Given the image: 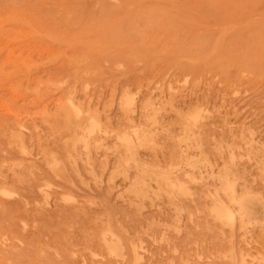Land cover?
I'll use <instances>...</instances> for the list:
<instances>
[{
  "label": "rangeland",
  "instance_id": "rangeland-1",
  "mask_svg": "<svg viewBox=\"0 0 264 264\" xmlns=\"http://www.w3.org/2000/svg\"><path fill=\"white\" fill-rule=\"evenodd\" d=\"M153 1L0 0V264H264V0Z\"/></svg>",
  "mask_w": 264,
  "mask_h": 264
},
{
  "label": "bare ground",
  "instance_id": "bare-ground-1",
  "mask_svg": "<svg viewBox=\"0 0 264 264\" xmlns=\"http://www.w3.org/2000/svg\"><path fill=\"white\" fill-rule=\"evenodd\" d=\"M14 1H15V0H14ZM127 1H128V0H127ZM151 1H153V0H150V2H151ZM19 2H20V1H19ZM130 2H131V1H130ZM130 2H129V3H130ZM139 2H140V0H139ZM139 2H138V3H139ZM150 2H149V3H150ZM154 2H155V1H153L152 4H154ZM12 3H13V2H12ZM12 3H11V4H12ZM14 3H15V2H14ZM131 3H132V2H131ZM136 3H137V1H136ZM149 3H148V4H149ZM22 4H23V3H22ZM156 4H157V2H156ZM158 4H160V3H158ZM16 5H17V4H16ZM129 5H130V7L132 6V4H129ZM129 5H127L126 7H128ZM14 6H15V5H14ZM97 6H98V5H97ZM135 6H137V8H138V5H137V4H136ZM139 7H140V5H139ZM146 7H147V6H146ZM19 8H20V7H19ZM135 8H136V7H135ZM15 9H16V8H15ZM25 9H26V7H25ZM145 9H146V8H145ZM150 9H151V8H150ZM152 9H153V8H152ZM10 10H13V7H12V9L10 8L9 11H10ZM20 10H21V9H20ZM20 10H17V12L20 11ZM14 12H15V11H14ZM20 13H21V12H20ZM14 15H15V14H14ZM22 15H23V14H22ZM24 16H25V14H24ZM68 16H69V14H68ZM14 17H15V16H14ZM14 17H12V20H13ZM17 17H18L19 19H21L19 16H17ZM21 17H22V16H21ZM16 19H17V18H16ZM23 19L26 20V18H24V17H23ZM24 20H23L22 23L25 22ZM15 21H17V20H15ZM15 21H14V22H15ZM65 21H66V20H65ZM18 23H21V22L19 21ZM16 24H17V22H16ZM86 24H87V23H86ZM23 25H24V24H23ZM16 26H17V25H16ZM18 26H19V25H18ZM18 26H17V27H18ZM88 26H89V25H88ZM27 27H28V26H27ZM23 29H24V28H22L21 30H23ZM18 30H19V29H18ZM18 30H17V29H16V30L13 29V31H15V32L18 31ZM15 32H14V33H15ZM16 34H17V33H16ZM18 35H19V34H18ZM15 36L17 37V35H15ZM21 37H22V36H21ZM49 38H50V37H49ZM53 40H54V39H53ZM62 40H63V39H62ZM12 41H14V40H12ZM64 41H65V39H64ZM51 42H52V41H51ZM74 42H75V41H74ZM89 44H90V43H89ZM98 46H99V45H98ZM11 51H12V52H15V51H13V50H11ZM9 52H10V51H9ZM15 54H16V53H15ZM190 54H193V53H191V51H190L189 56H190ZM10 55H12V54H10ZM80 55H81V54H80ZM82 55H84V52H83ZM12 56H14V55H12ZM76 56H78V55H76ZM71 57H72V56H71ZM71 57H70V58H71ZM74 57H75V56H74ZM191 57H192V56H191ZM75 58H77V57H75ZM85 58H87V57H85ZM189 58H190V57H189ZM192 58H193V57H192ZM8 59H9V58H8ZM68 59H69V58H68ZM80 59H81V58H80ZM80 59L77 58V62H78V60H80ZM87 59H88V58H87ZM190 59H191V58H190ZM196 59H199V58H196ZM72 60H73V59H72ZM74 60H75V63H76V59H74ZM194 60H195V59H194ZM80 61H81V60H80ZM191 61H193V59H192ZM82 62H85V61H82ZM82 62H81V63H82ZM104 62H105V61H104ZM67 63H71V62H67ZM85 64H86V63H85ZM85 64H83V66H86ZM88 64H89V63H88ZM14 65H15V64H14ZM16 65H18V64L16 63ZM77 65L79 66V63H78ZM77 65H76V69L78 68ZM73 66H74V65H73ZM31 67H32V66H31ZM81 68H82V66H81ZM84 68H85V67H84ZM119 68H120V67H119ZM74 69H75V68H74ZM15 70H16V69H15ZM81 70H84V69L82 68ZM85 70H86V69H85ZM85 70H84V71H85ZM75 71H76V70H75ZM92 74H93V73H92ZM94 75H95V74H94ZM74 76H75V75H74ZM76 77H77V76H76ZM76 77H75V79H76ZM69 79H70V78H69ZM61 81H62V80H61ZM76 81H77V80H75V82H76ZM65 82H66V81H65ZM68 82H69V81H68ZM40 83H41V82H40ZM61 83H62V82H61ZM37 84L40 85L39 83H37ZM37 84H36V85H37ZM58 84L60 85V83H58ZM41 85H42V84H41ZM63 85H64V84H63ZM85 85H86V84H85ZM53 86H54V85H53ZM38 87H39V86H38ZM68 87H69V86H68ZM73 87H75V86L73 85ZM70 88H71V86H70ZM40 89H41V88H40ZM46 89H47V88H46ZM71 89H72V88H71ZM86 89H88V86H87V88H85V90H86ZM44 90H45V89H44ZM44 90H43L42 92H41V90H39V91H40L41 93H44ZM73 91H75L74 88H73ZM40 92H39V93H40ZM46 92H47V91H46ZM69 92H70V91H69ZM69 92H68V93H69ZM125 92H126V91H125ZM37 93H38V91H37ZM39 93H38V94H39ZM72 93H73V92H72ZM75 94H76V93H75ZM42 95H43V94H42ZM67 95H69V94H67ZM126 95H127V94H126ZM72 96H73V95H72ZM127 96H128V95H127ZM70 97H71V96H70ZM123 97H125V95H124ZM62 98L64 99L63 96H62ZM75 98H77V97H75ZM130 98H131V97H130ZM130 98H129V99H130ZM69 99H71V98H69ZM69 99H68V100H69ZM89 99H90V98H89ZM125 99H127V98L125 97ZM61 100H62V99H61ZM66 100H67V99H66ZM66 100L64 101V103L66 102ZM70 101H71V100H70ZM122 101H123V100H122ZM122 101H120V103H121ZM128 101H131V100H128ZM128 101L126 100V102H128ZM126 102L124 101L123 103H126ZM67 103H68V101H67ZM77 103H78V102H77ZM79 103H80V102H79ZM150 103H151V102H150ZM68 104H69V103H68ZM128 104H131V103L129 102ZM128 104H125L124 106H126V105L128 106ZM148 104H149V103H148ZM57 105H58V104H57ZM61 105H62V104H61ZM121 105H122V104H121ZM142 106H143V105H142ZM148 106H149V105H148ZM148 106H147V107H148ZM152 107H153V106H152ZM60 108H61V106H60ZM60 108H59V110H60ZM70 108L72 109V110H71V113L74 115V118L79 117V115H80V113H81L82 111H81L80 109H77V108L74 106V104H72V102H71V104L68 105V107H67L66 109L68 110V109H70ZM129 108H130V107H129ZM129 108H128V109L126 108L127 111L130 110ZM149 108H150V107H149ZM17 109H19V108H17ZM20 109H21V108H20ZM126 109H125V112H126ZM144 109H146V107H145ZM155 109H156V108H155ZM155 109H154V107H153L152 112L155 113V111H153V110H155ZM157 109H158V108H157ZM46 110H47V109H46ZM59 110H58V111H59ZM122 110H123V109H122ZM141 110H143V109H141ZM150 110H151V109H150ZM150 110H148V112H149ZM56 111H57V110H56ZM65 111H66V110H65ZM80 111H81V112H80ZM143 111H144V110H143ZM144 112H145V111H144ZM178 112H179V111H178ZM126 113H127V112H126ZM154 113H153V115H154ZM58 114H59V113L54 114L55 117L59 116ZM66 114H67V113H66ZM150 114H151V113H150ZM157 114H158V113L156 112L155 115H157ZM67 115H70V111H69V113H68ZM67 115H66V117H67ZM141 115H142V113H141ZM148 115H149V114H148ZM151 115H152V114H151ZM151 115H149V116H151ZM155 115H154V116H151L152 118L154 117L153 119H150L149 117H147V118H149V119H147V120H148V121H151V120L156 121L155 123L158 125L157 120H155V119H156V118H155V117H156ZM18 116H19V115H18ZM89 116H90V115H89ZM59 117H61V115H60ZM158 117H159V116H157V118H158ZM18 118H19V117H18ZM67 118H68V117H67ZM67 118H66V119H67ZM72 118H73V117H72ZM72 118H71V119H72ZM91 118H92V117H91ZM56 119H57V118H56ZM61 119H62V118H61ZM63 119H65V118L63 117ZM67 120H68V119H67ZM69 120H70V119H69ZM130 120H131V119H130ZM130 120H129V121H130ZM184 120H186V119H184ZM189 120H190V119H189ZM193 120H194V119H193ZM193 120H191V121H193ZM55 121H56V120H55ZM57 121H58V120H57ZM61 121H62V120H61ZM88 121H89V117H88V119H87V122H88ZM127 121H128V120H127ZM129 121H128V122H129ZM148 121H147V122H148ZM58 122H59V121H58ZM66 122H67V121L65 120V124H66ZM131 122H133V121H131ZM189 122H190V121H189ZM194 122H195V121H194ZM60 123H61V122H60ZM153 123H154V122H153ZM187 123H188V122H187ZM69 124H70V123H69ZM75 124H76V123H75ZM75 124H74V125H75ZM176 124H177V122H176ZM182 124H183V123H182ZM150 125H151V123H150ZM152 125H155V124H152ZM184 125L186 126L187 124L185 123ZM184 125H183V127H184ZM191 125H193V124H191ZM198 125H199V123H198ZM19 126H20V125H19ZM19 126H18V127H19ZM50 126H51V125H50ZM63 126H64V128H66L65 125H63ZM63 126H62V127H63ZM76 126L78 127V124H77ZM135 126H136V125H135ZM135 126H134V127H135ZM148 126H149V125H148ZM173 126H174V125H173ZM52 127H53V126H52ZM52 127H51V128H52ZM68 127H69V126H68ZM144 127L147 128L146 124H145ZM149 127H150V126H149ZM186 127L188 128V126H186ZM186 127H185V128H186ZM129 128H130V127H129ZM131 128L133 129L132 132H131V136L126 135V134H125L126 136H125V135H124V136H120V135H118V136H119V142L121 141L122 145H123L124 148H125V151H126L127 154H128V157H127L126 161H128V159H130V160H133V161H135V162L137 163V160H138V159H136V150H137V148H139V147L141 148V147H143V146H147V145H151V144H153L154 142H153V137H152V136H153V133L156 132V131L154 130V132H151L152 130L149 131V130H147V129H146V130H144V129H143V130H141V129H140V130H138V129L136 130L135 128H133V126H131ZM139 128H140V127H139ZM185 128L183 129L184 132H186L185 130L187 129V128H186V129H185ZM55 129L57 130V128H55ZM98 129H100L99 122H98L97 120H95L94 118L90 119V130L88 131V135H86V137H85L84 135H82V136H84V137H82V140L80 141V142L83 143V147H87L88 145H90V140H88L87 137L90 135V133H92V132H94L95 130H98ZM106 129H107V128H105L104 130H106ZM110 129H111V128H110ZM110 129H109V130H110ZM127 129H128V128H127ZM72 130H73V129H72ZM84 130H85V129H84ZM125 130H126V129H125ZM166 130H167V129H166ZM189 130H190V129H189ZM7 131H8V130H7ZM10 131H11V130H10ZM58 131H59V130H58ZM75 131H76V130H75ZM75 131H74V133H75ZM117 131H118V130H117ZM2 132H3V131H2ZM68 132H69V131H68ZM82 132H83V131H82ZM182 132H183V131H182ZM7 133H8V132H7ZM101 133H102V132H101ZM110 133H111V132H110ZM123 133H124V132H123ZM126 133H127V132H126ZM129 133H130V132H129ZM129 133H127V134H129ZM62 134H63V133H62ZM67 134H68V133H67ZM80 134H81V133H80ZM84 134H85V133H84ZM115 134H116V133H115ZM121 134H122V133H121ZM187 134H188V132H187ZM192 134H193V133H192ZM106 135H107V134H106ZM109 135H110V134H109ZM185 135H186V133H185ZM196 135H197V133H196ZM63 136H64V135H63ZM76 136H77V139L79 140L78 135H75V136H73V137H76ZM118 136H117V137H118ZM155 136H156V134H155ZM187 136H188V135H187ZM193 136H195V135H193ZM193 136L191 135V137H193ZM251 136H252V135H251ZM156 137H157V136H156ZM156 137H155V138H156ZM69 138H71V135H70ZM63 139H64V138H63ZM66 139H67V137H66ZM183 139L186 140L187 137L185 136V138H183ZM196 139H197V138H196ZM64 140H65V139H64ZM117 140H118V139H117ZM188 140H189V139H188ZM198 140H199V139H198ZM76 141H77L76 138H74L73 142L75 143ZM155 141H156V140H155ZM191 141H192V140H191ZM195 141H196V140L194 139V142H195ZM252 141H253V140H252ZM80 142H79V143H80ZM98 142H99V141H98ZM152 142H153V143H152ZM183 142H184V141L180 142L179 144H181V143H183ZM196 142H197V141H196ZM199 142H200V141H199ZM82 143H81V144H82ZM155 143H157V142H155ZM184 143H185V142H184ZM66 144H67V143H66ZM197 144H198V143H197ZM181 145H182V144H181ZM190 145H191V144H190ZM64 146H65V145H64ZM187 146H188V145L186 144V147H187ZM195 146H197V145H195ZM83 147H82V148H83ZM150 147L152 148V146H150ZM154 147H156V144H155ZM197 147H198V146H197ZM199 147H200V144H199ZM173 148H174V147H173ZM180 148H181V147H180ZM143 150H144V149H143ZM152 150H154V149L152 148ZM21 151H22V149H21ZM23 151H25V150L23 149ZM73 151H74V150H73ZM182 151H183V150H182ZM92 152H93V151H92ZM139 153H140V152H139ZM182 153H183V152H182ZM182 153H181V154H182ZM186 153H187V152H186ZM186 153H185V154H186ZM23 154H25V153H23ZM49 154H50V153H49ZM51 154H52V153H51ZM85 154H86V153H85ZM231 154H232V153H231ZM169 155H170V154H169ZM175 155H176V154H175V152H174V156H175ZM177 155H178V154H177ZM177 155H176V157H177ZM50 156H51V155H50ZM86 156H87V155H86ZM120 156H122V155H120ZM124 156H125V155H124ZM179 156H181V155L179 154ZM179 156H178V158H180ZM44 157H45V156H44ZM52 157H54V156L52 155ZM52 157H51V158H52ZM185 157H187V156H185ZM181 158H182V157H181ZM183 158H184V157H183ZM121 159L124 160V157L121 158ZM184 159H185V158H184ZM189 159H190V158H189ZM123 160H122V162H123ZM175 160H177V159H175ZM179 160H180V159H179ZM185 160H188V159L186 158ZM52 161H53V160H52ZM69 161H70V160H69ZM126 161H125V162H126ZM140 161H141V160H140ZM180 161H181V160H180ZM190 161H191V160H190ZM190 161H189V162H190ZM204 161H205V159L203 160V162H204ZM187 162H188V161H187ZM206 162H207V161H206ZM206 162H205V163H206ZM120 163H121V162H120ZM180 163H182V162H180ZM198 163H199V162H197V164H198ZM13 164H15V163H13ZM49 164H50V163H49ZM51 164H53V163H51ZM133 164H135V163L133 162ZM175 164H176V163H175ZM178 164H179V163H178ZM178 164H177V165H178ZM53 165H54V164H53ZM53 165H52V167H55V166H53ZM88 165H89V164H88ZM128 165H130V164H129V161H128ZM137 165H138V164H137ZM184 165H185V164H184ZM188 165H189V164H187V165H185V166H188ZM47 166H48V165H47ZM122 166H123V165H122ZM143 166H144V165H143ZM205 166H207V165L204 164V167H205ZM11 167H12V166H11ZM17 167H18V166H17ZM59 167H60V166H59ZM123 167H124V166H123ZM141 167H142V166H141ZM153 167H155V166H153ZM158 167H159V166H158ZM170 167H171V166H170ZM180 167H181V166H180ZM189 167H192V166H189ZM48 168L51 169V167H48ZM118 168H119V167H118ZM155 168H156V167H155ZM168 168H169V167H168ZM173 168H174V167H173ZM209 168H210V167H209ZM88 169H89V168H88ZM136 169H137V168H136ZM54 170H56V169H54ZM86 170H87V169H86ZM138 170H139V169H138ZM163 170L165 171V169H163ZM168 170L170 171V169H168ZM168 170H167V171H168ZM180 170H182V169H180ZM180 170H179V171H180ZM227 170H228V169H227ZM52 171H53V170H52ZM142 171H143V173H146V174H148L147 172H149V173H150V175H149L150 177H151V176H158V177H159V175H160L159 178H160V179L163 178L162 180H163V183H164V184H168V186H169L170 188H172V189H174V186H175V187L177 186V188H179L178 183H177V184L175 183V185H174L171 181L168 180L169 175H168L167 173H166V174H167L168 176H164V175L160 174V173H165V172L155 173V172H156L155 170L152 171V170L145 169V168H143V169L141 170V172H142ZM167 171H166V172H167ZM174 171H175V170H174ZM176 171H177V170H176ZM183 171H184V170H183ZM230 171H231V170H230ZM57 172H58V171H57ZM139 172H140V171H139ZM185 172H186V171H185ZM230 173H231V172H230ZM140 174H141V173H140ZM169 174H170V173H169ZM54 175H55V174H54ZM171 175H172V174H171ZM223 175H224V174H223ZM56 176H57V175H56ZM147 176H148V175H147ZM174 176H175V175H174ZM226 176H227V173H226ZM57 177H58V176H57ZM183 177H186V176H183ZM218 177H219V176H218ZM222 177H223V176H222ZM222 177H221L220 179H222ZM19 178H20V177H19ZM135 178H138V177H135ZM139 178H141V177H139ZM175 178H176V177H175ZM20 179H21V178H20ZM151 179H152V177H151ZM151 179H150V180H151ZM190 179H191V178H190ZM22 180H23V179H22ZM135 180H138V179H135ZM154 180H156V178H154ZM180 180L183 181V180L181 179V177H180ZM186 180H187V179H186ZM222 180H224V179H222ZM18 181H19V180H18ZM138 181H139V180H138ZM146 181H147V180H146ZM157 181H159V180H157ZM234 181H236V179H235ZM19 182H21V181H19ZM152 182H153V181H152ZM179 182H180V181H179ZM184 182H185V181H184ZM225 182H227V181L225 180ZM154 183L156 184V182H154ZM222 183H224V181H223ZM148 184H149V183H148ZM159 184H160V183L158 182L157 185H159ZM185 184H186V182H185ZM138 185H139V182H138ZM140 185H141V184H140ZM146 185H147V184H146ZM151 185H152V184H151ZM160 185H161V184H160ZM183 185H184V184H183ZM183 185H182V187H183ZM220 185H221V184H220ZM224 185H225V184H224ZM45 186H46V185H45ZM149 186H150V185H149ZM163 186H166V185H163ZM163 186H162V187H163ZM180 186H181V185H180ZM157 187H158V186H156L155 189H156ZM220 187H221V186H220ZM1 188H3V187H1ZM38 188H40V186H39ZM38 188H36V189H38ZM41 188H42V187H41ZM43 188H44V187H43ZM151 188H152V187H151ZM159 188H160V186L158 187V189H159ZM167 188H168V187H167ZM177 188H176V190H177ZM218 188H219V187H218ZM221 188H222V187H221ZM160 189H161V188H160ZM160 189H159V191H160ZM172 189H171V190H172ZM225 189H226V190H227V189L229 190V189H231V188L228 187V188H225ZM0 190H2V189H0ZM150 190H151V189H150ZM152 190H154V189H152ZM156 190H157V189H156ZM162 190H163V188H162ZM162 190H161V191H162ZM164 190H165V189H164ZM218 190H219V189H218ZM218 190H217V191H218ZM221 190H222L223 192H225V194H228V196H229V198H230V200H231L232 202L235 200V197H238V196H235V197H234L233 192H232V191H233L232 189H231L232 191L230 190L231 192H229V193H227V192L224 191L223 189H220L219 191H221ZM3 191H5V190L3 189ZM6 191L8 192V189H7ZM40 191L43 192L42 190H40ZM137 191H138V190H137ZM161 191H160V192H161ZM174 191H175V190H174ZM174 191H173V192H174ZM219 191H218V192H219ZM1 192H2V191H1ZM9 192H11V191H9ZM44 192H45V191H44ZM134 192H136V191H134ZM138 192H139V191H138ZM143 192H144V191H143ZM143 192H142V194H143ZM160 192H159V193H160ZM162 192H163V191H162ZM165 192H167V190H165ZM183 192H184V191H183ZM237 192H238V191H237ZM152 193H153V192H152ZM11 194H12V193H11ZM40 194H41V193H40ZM46 194H47V193H46ZM157 194H158V193H157ZM169 194H170V193H169ZM172 194H173V193H172ZM174 194H175V192H174ZM185 194H186V193H185ZM9 195H10V194H9ZM223 195H224V194H223ZM12 196H13V195H12ZM12 196H11V197H12ZM43 196H44V195H43ZM177 196H178V195H177ZM179 196H180V195H179ZM226 196H227V195H226ZM59 197H60V195H59ZM221 197H222V196H221ZM6 198H7V197H6ZM8 198H10V197H8ZM174 198H175V196H174ZM178 198H179V197H178ZM216 198H217V197H216ZM238 198H239V197H238ZM251 198H252V197H251ZM170 199H172V196H170ZM245 199H246V198H245ZM248 199H249V198H248ZM34 200H35V199H34ZM42 200H43V198H42ZM228 200H229V199H228ZM230 200H229V201H230ZM242 200H244V198H242L240 201H242ZM66 201H67V199H66ZM214 201H216V200H213V202H214ZM229 201H228V202H229ZM238 201H239V199H238ZM245 201H246V200H245ZM216 202H217V201H216ZM235 202H236V201H235ZM235 202H234V203H235ZM219 203H220V202H219ZM221 203H222V202H221ZM229 203H230V202H229ZM236 203H237V202H236ZM238 203H239V202H238ZM241 203H242V202H241ZM213 204H216V203H213ZM222 204H223V203H222ZM227 204H228V203H227ZM230 204H231V203H230ZM220 206H221V204H220ZM240 206H242V205H240ZM18 207H19V206H18ZM177 207H178V206H177ZM228 207H229V206H228ZM23 209H25V207H24ZM23 209H22V210H23ZM178 209H179V208H178ZM18 210H21V209H18ZM179 210H180V209H179ZM234 210H235V209H234ZM238 210H239V209H238ZM23 211H24V210H23ZM23 211H22V212H23ZM212 211H214V210H212ZM226 211H227V210H226ZM242 211H243V210H242ZM253 211H254V209H253ZM20 212H21V211H20ZM20 212H19V213H20ZM22 212H21V213H22ZM25 212H26V211H25ZM25 212H24V215H25ZM236 212H237V211H236ZM215 213H216V212H215ZM231 214H232V213H231ZM231 214H230V216H231ZM235 214H236V213H235ZM242 214H243V213H242ZM24 215H23V216H24ZM237 215H239V214H237ZM26 216H27V214H26ZM243 216H244V215H243ZM21 218H22V217H21ZM27 218H28V217H27ZM230 218H231V217H230ZM245 218H246V217H245ZM2 219H3V218H2ZM23 219H24V217H23ZM25 219H26V218H25ZM231 219H233V218H231ZM3 220H5V219H3ZM223 220H224V219H223ZM236 220H237V219H236ZM247 220H248V219H247ZM22 221H23V220H22ZM22 221H21V224H22ZM19 222H20V221H19ZM25 222H26V221H25ZM236 223H237V222H236ZM106 224H107V222H106ZM23 225H24V224H23ZM23 225H22V226H23ZM243 225H244V224H243ZM105 226H106V225H105ZM107 227H108V226H107ZM107 227H105V228H107ZM23 228H25V227L23 226ZM23 228H22V230H23ZM104 231H106V230L104 229ZM5 232H6V231H5ZM101 233H102V232H101ZM5 234H6V233H5ZM11 234H12V232H11ZM11 234H10V235H11ZM103 234H104V233H103ZM103 234H102V235H103ZM111 234H112V233H111ZM3 235H4V234H3ZM12 235H13V234H12ZM12 235H11V236H12ZM96 235H97V234H96ZM100 235H101V234H100ZM14 236H16V235H14ZM0 237H1V235H0ZM9 237H10V236H9ZM110 237H111V236H110ZM110 237H109V238H110ZM7 238H8V237H7ZM12 238H13V237H12ZM12 238H11V239H12ZM62 238H63V237H62ZM64 238H65V237H64ZM118 238H119V237H118ZM0 239H1V238H0ZM2 239H4V236H3ZM96 239H97V238H96ZM115 239H116V237H115ZM6 240H7V239H6ZM13 240H14V239H13ZM15 240H16V239H15ZM60 240H61V238H60ZM60 240H59V243H61ZM61 241H63V240H61ZM64 241H65V239H64ZM66 241H67V240H66ZM68 241H69V240H68ZM101 241H102V243H103V245H104L106 251H108V252L111 253V254H113V252H115V249L111 246V244L113 245L114 243H116L117 240H116L115 242H113L114 240H112V239H108L105 235H103L102 238H101ZM124 241H125V240H124ZM6 242H7V241H6ZM18 243H19V242H18ZM67 243H68V242H67ZM117 243H118V241H117ZM119 243H120V241H119ZM128 243H129V242H128ZM57 244H58V242H57ZM133 244H134V243L132 242V245H133ZM0 245H1V244H0ZM2 245H3V242H2ZM9 245H10V244H9ZM47 245H48V244H46V246H47ZM58 245H60V244H58ZM90 245H91V244H90ZM90 245H89V249H90V247H91ZM114 245L116 246L117 244H114ZM114 245H113V246H114ZM3 246H4V245H3ZM46 246H45V248H46ZM50 246H51V245H50ZM61 246H62V244H61ZM63 246H64V245H63ZM63 246H62V247H63ZM85 246H86V245H85ZM47 247H48V246H47ZM62 247H61V248H62ZM86 247H87V246H86ZM120 247H122V246H120ZM125 247H126V246H125ZM5 248H6V246H5ZM7 248H8V246H7ZM130 248H131V247H130ZM14 249H15V248H14ZM16 249H17V248H16ZM83 249H84V248H83ZM120 249H121V248H120ZM120 249H119V251L122 252L123 250H120ZM4 250H5V249H4ZM4 250H2L3 253H4ZM54 250H55V249H54ZM54 250H53V251H54ZM91 250H92V249H91ZM130 250H131V249H129V251H130ZM8 251H10V250H8ZM48 251H49V250H48ZM56 251H57V250H56ZM56 251H55V252H56ZM85 251H86V250H85ZM131 251H132V250H131ZM5 252H7V251L5 250ZM40 252H41V254L43 253L42 251H40ZM46 252H47V251H46ZM60 252H62V251H60ZM91 252H93V251H91ZM91 252H90V253H91ZM127 252H128V251H127ZM136 252H137V251H136ZM1 253H2V252H1ZM1 253H0V255H1ZM14 253H15V252H14ZM57 253H58V252H57ZM67 253H68V252H67ZM70 253H71V252H70ZM115 253H116V252H115ZM128 253H130V252H128ZM4 254H5V253H4ZM10 254H11V253H10ZM59 254H60V253H59ZM64 254H65V253H64ZM73 254H74V253H73ZM73 254H72V256H74ZM101 254H102V253H101ZM111 254H110V255H111ZM5 255H6V254H5ZM61 255H63V254H61ZM107 255H108V253H107ZM127 255H128V254H127ZM138 255H139V253H138ZM2 256H4V255H2ZM2 256H0V257H2ZM7 256H8V255H7ZM18 256H19V255H18ZM33 256H36V255H33ZM53 256H54V255H53ZM59 256H60V255H59ZM70 256H71V254H70L68 257L70 258ZM72 256H71V257H72ZM93 256H94V254H93ZM121 256H122V255H121ZM5 257H6V256H5ZM9 257H10V255L8 256V259H9ZM12 257H13V260L16 262V259H15L16 257L14 258L13 255H12ZM12 257H10V258L12 259ZM114 257H115V256H114ZM116 257H117V256H116ZM118 257H119V256H118ZM44 258H45V257H44ZM64 258H65V257H64ZM104 258H105V257H104ZM121 258H122V257H121ZM123 258H124V257H123ZM123 258H122V259H123ZM128 258H129V257H128ZM136 258H137V257H136ZM233 258H234V255H233ZM1 259H2V258H1ZM6 259H7V258H6ZM8 259H7V261H10V260H8ZM65 259H66V258H65ZM73 259H74V258H73ZM236 259H237V258H236ZM3 260H5V258H4ZM21 260H22V259H21ZM61 260H63V259H61ZM67 260H68V259H67ZM128 260H129V259H128ZM132 260H133V257H132ZM17 261H19V260H17ZM37 261H38V260H37ZM48 261H50V260H48ZM69 261H70V260H69ZM232 261H233V260H232ZM1 262H2V261H1ZM63 262H64V260H63ZM63 262H62V263H63ZM66 262L69 263L68 261H66ZM66 262H65V263H66ZM70 262H71V261H70ZM121 262H122V261H121ZM124 262H125V261H124ZM16 263H17V262H16ZM36 263L38 264L39 262H36ZM53 263H54V262H52V264H53ZM232 263H234V262H232ZM2 264H3V262H2ZM18 264H19V263H18ZM49 264H50V263H49ZM58 264H59V262H58ZM63 264H64V263H63ZM69 264H70V263H69ZM235 264H236V263H235Z\"/></svg>",
  "mask_w": 264,
  "mask_h": 264
}]
</instances>
